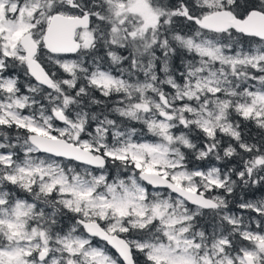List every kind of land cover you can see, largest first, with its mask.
Instances as JSON below:
<instances>
[{
    "label": "snow or ice",
    "instance_id": "snow-or-ice-1",
    "mask_svg": "<svg viewBox=\"0 0 264 264\" xmlns=\"http://www.w3.org/2000/svg\"><path fill=\"white\" fill-rule=\"evenodd\" d=\"M238 187L264 188V0H0V264H264Z\"/></svg>",
    "mask_w": 264,
    "mask_h": 264
},
{
    "label": "trees",
    "instance_id": "trees-1",
    "mask_svg": "<svg viewBox=\"0 0 264 264\" xmlns=\"http://www.w3.org/2000/svg\"><path fill=\"white\" fill-rule=\"evenodd\" d=\"M256 3H259V0H255ZM245 43H247V38H245ZM179 66V60H175L174 61V68ZM9 72L14 74V75H19L20 77V81H21V88L22 91H24L23 89V83L25 82V80L27 79L24 75H23V71L21 69H9ZM93 111H99V108H93ZM25 113H27V109L24 110ZM110 118L112 119H117L118 121H120L125 128L127 127H135L137 129V136L138 138H135L139 141H149V142H155L156 138L153 137L150 133H148L146 127L138 122H130V121H121V118L115 116L114 114H110ZM235 118V117H234ZM238 119V118H237ZM244 124H248L247 128H244V135L247 136H251L252 139H256L259 135L260 130H258L254 125H252L250 122H243ZM94 127V125H93ZM182 130L181 128H178V132H180ZM186 131V130H185ZM136 136V137H137ZM191 139L193 140V142L197 143L198 147H202L203 146V137L201 134H199L196 131H193L192 135H191ZM224 143H222L221 145V149L223 147H225L227 145L228 142V138L224 137ZM235 143V142H233ZM187 155H188V159H187V163L189 168H194V167H199L203 170H206L210 167L216 166V167H220L223 171H227V169L230 166H236V167H240L241 161L239 157H234L231 160H225L223 162H218L214 159V157L209 156L207 159L205 160H196L195 156L189 151V150H184ZM221 155H223V152L221 151L220 153ZM65 163H67L65 161ZM111 171H110V178L114 177L116 175V170L109 165ZM126 177V173L123 174ZM233 179H236L235 176H233ZM150 188V187H149ZM214 191H219V190H214ZM237 196L239 195H244L245 198L247 199H259L261 197H264V188H248V189H244L242 187H238L236 190ZM211 194V193H210ZM209 194V195H210ZM21 196H24L25 194L20 193ZM234 204V203H233ZM231 204V205H233ZM235 206V205H234ZM233 206V207H234ZM238 211V209H235ZM48 211H50V209H48ZM200 221V224L198 226H202L204 227L206 230L211 231V217L208 215L207 210H205V216L202 218H198ZM67 223H69V221L67 220V217H64L62 219V224L63 225H67Z\"/></svg>",
    "mask_w": 264,
    "mask_h": 264
},
{
    "label": "rangeland",
    "instance_id": "rangeland-1",
    "mask_svg": "<svg viewBox=\"0 0 264 264\" xmlns=\"http://www.w3.org/2000/svg\"><path fill=\"white\" fill-rule=\"evenodd\" d=\"M162 75V74H161ZM173 132L174 133H176V134H179V132H178V128L177 129H173ZM135 138H138V136L137 137H134V139ZM109 141H111V136H109ZM141 142H149V141H141ZM207 170V169H206ZM150 190H151V188H149ZM262 198V197H261ZM260 199V198H259ZM235 204H233V205H230V209L233 211V212H239V210L237 211V210H235L236 209V207L234 206ZM234 206V207H233ZM191 207V206H190ZM242 214V213H241ZM254 215V214H253Z\"/></svg>",
    "mask_w": 264,
    "mask_h": 264
},
{
    "label": "water",
    "instance_id": "water-1",
    "mask_svg": "<svg viewBox=\"0 0 264 264\" xmlns=\"http://www.w3.org/2000/svg\"><path fill=\"white\" fill-rule=\"evenodd\" d=\"M148 187H150L151 188V186H148ZM191 206V205H190Z\"/></svg>",
    "mask_w": 264,
    "mask_h": 264
}]
</instances>
